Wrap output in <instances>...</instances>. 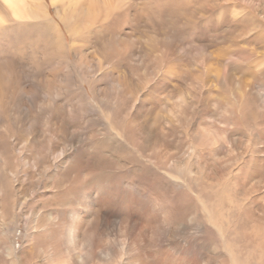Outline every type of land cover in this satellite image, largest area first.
<instances>
[{"label": "rangeland", "instance_id": "rangeland-1", "mask_svg": "<svg viewBox=\"0 0 264 264\" xmlns=\"http://www.w3.org/2000/svg\"><path fill=\"white\" fill-rule=\"evenodd\" d=\"M135 2L145 16L141 26L135 10L126 9ZM20 3L30 10L38 5L35 17L0 26V58L35 59L50 75L46 55L55 28L43 14L65 29L54 3L60 10L69 4ZM85 5L94 11L91 29L113 22L128 36L125 44L135 41L137 52L122 66L117 58L103 60L93 33L80 41L64 31L69 60L85 86L73 46L84 48L87 61L105 64L100 69L107 76L99 84L108 85V101L142 107L137 123L127 125L137 145L124 147L127 126L111 124L106 101L92 91L75 113L58 108L50 117L38 110L26 123L14 122L21 115L19 98L8 100L9 115L0 119V264H87L83 257L97 249H89L88 240L76 244L77 237L82 230L90 234L98 210L92 208L104 201L110 205L101 214L106 223L99 243L114 247L115 258L91 263L132 262L125 234L132 228L133 238L151 247L145 253L152 264H264V63L255 68L248 60L263 49L253 38L235 40L234 31L235 17L245 16L248 4L224 10L214 0ZM116 12L124 15L113 18ZM224 19H234L233 26L226 28ZM184 162L192 178L175 173L169 183L161 168ZM152 184L158 189L147 188ZM139 207L168 217L171 229L154 228L142 215L134 221Z\"/></svg>", "mask_w": 264, "mask_h": 264}, {"label": "bare ground", "instance_id": "bare-ground-1", "mask_svg": "<svg viewBox=\"0 0 264 264\" xmlns=\"http://www.w3.org/2000/svg\"><path fill=\"white\" fill-rule=\"evenodd\" d=\"M214 1L219 7L222 8V10L230 5H233L234 8H238L242 7L244 2L248 4L244 7V10L246 11L245 16L235 17L236 20H239L237 22L238 27L234 30L239 31V34H236L235 40L237 37L253 38L254 43L262 48L263 51L251 52L248 55V60L249 63L255 68L260 67L264 63V0ZM85 2H88V0H67L69 8L63 6V10H60V6L54 3V6L57 7L56 14L60 18L62 25H64L66 30L61 25L55 24L53 17L49 13L43 14L44 23H52L53 27L55 28V30L52 31L53 33L51 32L52 34L49 33L48 42L50 44V49L46 55V65H49L52 69L50 75L40 72L35 59L26 60L24 58H0V66L5 64L8 65V69L6 70L0 67V119L3 118L4 115H9L10 102L8 100H13L15 102V95L20 100L17 105L18 112L21 115L14 118V122L21 120L23 123H26L29 121V119L35 120L34 115L38 110H44L45 113H47L50 117L57 111L58 108H62V111H64L67 107H70L69 112L75 113V108L83 105L89 99V92L92 91L94 98H104L106 101V117L111 124H122L123 126H127L130 123H137V120L139 119L142 112V107L139 104H135L132 107V105L128 106V104L122 101L115 103L108 101V97L111 94L104 90L108 87V85L102 86L99 84V82L104 79L103 76H107V74H104L100 69L101 66L105 65L102 61L96 64L87 61V57L85 54H83L84 48L73 46L74 53L76 54L75 64L81 70L85 82L88 83L85 86L83 83V78L78 72L75 71L74 64H72L69 60L70 55L67 44L65 43L64 31L71 33L73 37L77 34L80 41H87L88 33H93L95 37L101 40L100 47L104 61H111L113 58H117V60L123 61V63L118 64L124 66L125 64L129 63L132 53L135 55L137 52V50L134 52L136 49L135 41L131 40L130 44H125V39L128 36H121L122 31L117 30L113 26V22H111L109 25L106 24L105 26L102 24L98 25L97 28H100V30L96 28L91 29L94 25L92 21V14H94V11L86 7ZM37 8L38 5H36V11ZM129 8H133L135 10L136 17L141 26L145 16L141 12L140 4L135 2V5H131V7L126 9L129 10ZM35 10H30L28 7L23 6L20 3V0H0V26L4 23H8L11 27H14L16 24H20L22 21L28 22V20L25 18L31 16L35 17ZM122 15L124 14L121 12L112 14L113 18L116 19ZM233 20L234 19H228L226 21V19H224V21L227 23L226 28H231L233 26ZM131 45L134 47L133 49ZM258 55H260L261 58ZM91 66L94 67L91 69ZM15 83L16 86L14 87ZM5 84L6 87H4ZM99 87L103 89H99ZM6 91H9V93L6 94ZM74 91H77V94L70 97ZM256 95L258 96V94ZM142 97H144V95H140V98ZM59 98H61L60 103L58 101ZM130 108H132V110L127 112ZM138 127L140 128L139 124ZM131 132L132 130L130 126H127L123 133V136L125 137L124 147H127L129 144L137 145L134 141L129 139ZM147 140L148 143H151L153 142V137L148 135ZM62 154L65 155V152ZM137 156H142V151L140 149L138 150ZM189 165L190 163L184 162L178 165L177 168H174V170H170L168 168L161 169L166 172L167 181L170 183V179L175 173L185 179L192 178V170ZM141 166H145V163L142 162ZM147 179H149V177ZM147 188L151 190L158 189V186L152 184L147 186ZM166 197L169 201L172 200L170 193L167 194ZM109 205L110 201H104L100 206H94L92 210L95 209V207H98V210L97 216H95L93 219V224L90 228V234H88L87 231L82 230V232L80 231L77 237L78 241L83 240L81 242L88 240L89 249H97V251L91 250L89 252L88 258L83 257L87 264H90L91 261L97 259L102 260L105 258H115V254L112 250L114 247L109 244L100 246L99 243V240L105 233L106 223L103 220L101 214L103 209ZM138 214L139 216L133 219L134 221H139V217L141 218L142 215L148 219L151 218L149 219V223L154 228L162 226V228L165 230L171 229L172 220H170L168 217L154 214L141 207L138 209ZM134 231L135 230L132 228H126L125 230L126 237L128 240H132L131 247H133L131 251L133 261L129 264L154 263L153 259H150L148 255L149 253H145V250L150 249L151 247L144 245L140 240H138L137 237L133 238ZM78 241L76 244L81 243ZM122 245H124V241L122 242Z\"/></svg>", "mask_w": 264, "mask_h": 264}]
</instances>
